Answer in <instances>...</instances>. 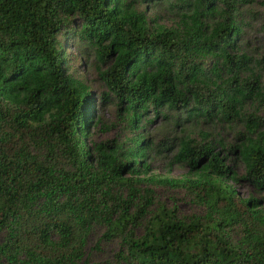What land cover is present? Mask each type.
Listing matches in <instances>:
<instances>
[{
  "label": "trees",
  "instance_id": "1",
  "mask_svg": "<svg viewBox=\"0 0 264 264\" xmlns=\"http://www.w3.org/2000/svg\"><path fill=\"white\" fill-rule=\"evenodd\" d=\"M144 1L0 0V264H77L93 225L122 240L124 264H264V84L240 76L250 58L237 45L235 0H160L180 12L177 28L150 27L134 6ZM60 36L104 64L133 129L151 112L178 111L182 125L244 121L248 135L227 149L243 175L207 132L178 141L173 159L190 177L124 176L149 171L142 138L122 158L101 144L91 151L93 103L68 71ZM246 101L263 114L242 116ZM240 180L258 196L242 198L231 183ZM144 183L183 188L205 212L178 218L160 206L148 217Z\"/></svg>",
  "mask_w": 264,
  "mask_h": 264
},
{
  "label": "rangeland",
  "instance_id": "2",
  "mask_svg": "<svg viewBox=\"0 0 264 264\" xmlns=\"http://www.w3.org/2000/svg\"><path fill=\"white\" fill-rule=\"evenodd\" d=\"M134 6L138 11L146 14L150 27L154 28L161 25L166 28H177L181 24L180 12L175 7L170 6L168 2L147 0L137 2ZM235 8L241 29V34L237 40L239 52L250 58L249 70L241 73L240 76L247 79L256 75L259 83L264 84V0H235ZM60 37L63 40V54L68 71L73 78L88 89L93 103V114L86 137L91 151L95 150L94 145L101 144L107 152L112 148L117 149L118 157L122 158L131 147L137 145L138 139L142 138L144 141L141 146L146 149L147 156L144 162L149 165V171L146 174L138 172L135 175L125 171L124 176L155 177L157 179L190 177L192 174L188 172V167L174 161L173 155L180 138L189 137L198 141L201 138V132L209 133V140L214 143L216 150L220 152L222 157L226 155L239 176L243 175V165L237 160L235 154L230 153L227 149L230 145L239 142V134L248 135L244 121L214 123L192 120L182 125L175 119L179 114L178 111L168 112L167 119L162 116L154 118V113L151 112L147 119L142 118L137 124L138 130L133 129L124 119L123 110L118 109L117 98L112 95L101 77V71L105 68L104 64L79 40L71 37L66 39ZM207 63L210 65V61ZM249 113L262 115L263 110L257 103L246 101L242 116L245 117ZM147 120H152V122L148 123ZM231 183L242 198L250 195L258 196L252 185L245 180L231 181ZM139 187L150 188L153 191L154 200L147 209L150 212L148 217L160 206L168 209L175 208L178 218L192 215L201 216L205 212L204 206L183 188L159 186L151 183H144ZM127 210L132 213L134 205L127 204ZM105 231V226L93 225L83 249V257L77 264L98 262L124 264L120 259L123 251L126 253V246L118 237H103ZM131 231L133 236L137 238L142 235L143 227L135 225ZM231 237L235 242L238 238L237 231L231 232Z\"/></svg>",
  "mask_w": 264,
  "mask_h": 264
}]
</instances>
